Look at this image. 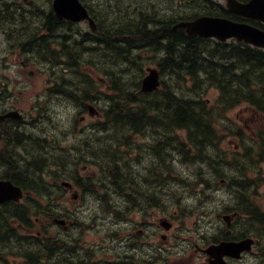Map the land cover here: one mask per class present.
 I'll use <instances>...</instances> for the list:
<instances>
[{
	"label": "rangeland",
	"instance_id": "obj_1",
	"mask_svg": "<svg viewBox=\"0 0 264 264\" xmlns=\"http://www.w3.org/2000/svg\"><path fill=\"white\" fill-rule=\"evenodd\" d=\"M140 1L141 0H85L84 3L93 9L94 14H96L99 19L101 18L100 20L108 16V21H114V23L119 22V25H125L128 23L129 15L132 18L131 13L135 8L143 10L142 5L133 8L134 5L140 4ZM144 1L146 12H154L157 10L162 18L174 16L169 17V21L177 19L179 16H188L193 10L200 11L204 6H207L206 0L195 1L194 8L190 7L192 5L190 0ZM52 2L53 0H0V12L24 11L23 13L27 20L25 23L18 26L17 23L14 24L13 22H9L6 20V17L0 15V85H4L5 87L2 88L7 91H16L15 97L18 98L17 105L21 107V103H23L24 110L30 109L32 104L38 102L37 98L41 97L37 104V109H31L32 116L25 114V118L30 128V124L32 123L31 119L37 118L43 122L41 124L40 121H36V124H41L40 127H38L37 130L28 129L27 133H34L35 136L46 139L48 142L57 140L58 147H66L71 150L69 152L70 161L77 158L84 149L81 146L86 143L88 151L99 156L102 160V164L106 166V160L103 159V152H105V144L108 145V142H106L104 138L111 136V134H97L91 129L93 124L103 120L101 113L109 105L106 99L108 100V98L113 96L112 92H108L109 83L105 82V80L108 79L109 82L110 80L111 82L115 81L118 83L119 87L125 85L126 89L132 88V90H134L133 86L139 82L140 75L142 73L145 75V71L148 67H157L160 55H156L150 52V50H144L137 52L135 56L130 57L128 61L122 60V57L115 61L116 57L113 58L106 50H103L102 54L95 50H91L89 54L82 56L81 59L86 63L87 67L82 70L92 75V80L90 84L87 85L88 97L75 101L68 97L52 95L50 99L49 93L46 92L54 86V83L48 80L51 74L50 71L48 72V69L50 66H53L54 73L63 75L62 68L66 67L67 60L65 61L62 57L57 61H52L50 59L51 61L47 63L39 64L36 62L39 58L34 61L33 59L26 60L24 56L21 58L14 55L11 56L12 47L7 41L9 40L8 36L11 35H13L16 40L20 35L26 38V23L31 21V16L46 15L51 10ZM5 4L9 6V11L4 9ZM16 14L19 15L18 12ZM152 15V13L149 14V16ZM9 20L12 21V19ZM72 30L77 33L90 31L87 26H83L82 24L73 25ZM148 30L153 31L154 26H150ZM29 32L31 31L29 30ZM61 34L65 33L62 32ZM57 64L59 65L55 66ZM111 64L115 66L107 70L110 71V69L113 68L116 75L115 77H106L100 86L99 80L101 76H103V78L105 77L99 70L104 71L105 68ZM166 76L167 77L164 78L166 84L170 86L173 92L176 93L177 90L179 96H184L185 89L192 86L191 84L185 85V83L179 81L178 77L170 75V73H167ZM73 82H79L75 76H73ZM81 82H83V80H81ZM81 82L80 88H83ZM96 82L98 85H96ZM75 89L77 88L73 87L69 90L73 92ZM138 92L139 90L135 93ZM197 92L199 93H196L195 96L197 98L200 97V101L205 103L207 110L218 108L216 106L219 100L218 89L206 85ZM77 94L78 96H84V94L81 93ZM86 103L90 105L93 104L100 115L91 117L87 109H84ZM247 105V103L245 105H240L227 113H222L219 117L216 115L214 116V121L219 125L218 135L220 140L210 142V144L213 145L209 147L205 154L201 155L202 158L212 160L211 165L202 164L201 162L197 163L195 156L198 155V149L189 144L187 135L182 131L172 132L170 134V140L173 139L172 146L170 149H167L169 155L165 156L164 164L158 157L153 155V148L152 151L149 148V142H151V140H148V142L147 138H152L150 136L147 137V134L150 131L129 134L131 135L129 139L131 141V148L128 150V146H125L121 152H127L128 155L126 160H130L131 162V165L127 168L128 171L132 173L130 176L131 179H134V167H136L138 171L136 175L140 178L137 179L140 182L141 180H146L145 176L148 172L144 170L146 166H149L152 171L159 170L160 168L163 169V176L167 178L166 186H161V184L157 182L154 183L155 187H152V184L151 187L146 190L150 196L152 195V199L155 202L154 204H150L152 222H159L158 219L162 217L168 218L170 222H181L183 228L181 240L184 241L183 245L185 248L189 242L190 246L198 244L197 237L207 239L216 237V232L223 224L222 222H224L220 216L223 214H233L235 211L234 208L237 207V199L241 202L243 197L246 201H252L255 205L259 206L261 211H264V146L259 145L261 141L260 136L264 134V113L255 111ZM39 112L42 113L41 117ZM82 118H84L83 121H80ZM42 130L43 133L41 132ZM113 136L116 140H120L123 134L117 132V134ZM176 138H178V141ZM218 141H221V143ZM183 142L187 145L186 150L179 153L180 145ZM152 143L154 144V140H152ZM176 144L179 151L176 149ZM27 149H29V147H27ZM245 149L248 150V156L244 154L246 153ZM101 150L103 152H101ZM174 151L175 153L171 157V153ZM214 151H216L217 155H215ZM54 154L56 155L58 153L54 152ZM28 159L26 153H24L23 162ZM89 162L86 161L83 164L73 167L75 171H78V178H84L88 174H98L99 167H97L95 163L89 165L88 173H82L80 171L82 165H87L86 163ZM213 168H216L220 173L218 178L213 175ZM53 171H55V169L51 170V172ZM72 174L73 172L70 169V176ZM104 174L106 176H103L102 180L104 182L109 181L108 174L105 172ZM50 176L49 174H44L42 179L39 180L30 173L28 175L29 180L33 181L35 189L39 191L48 188L49 181L51 180ZM223 180H225L226 183L223 184ZM240 180H244L242 182V194H238L234 184H231L232 182ZM115 192V189L111 187V185H108V187L104 186L95 193L87 192L84 200L80 203L76 204L72 201V204L68 206L69 210L66 211V213L71 215V219L74 222L83 223L82 226H79V232L76 237L82 236L84 238L83 240L86 242V247L90 245V247L95 248L103 243L104 249H110L112 235L108 233L112 231V222H126L124 219L133 218L135 212L132 211L128 213V211H126L127 208H124L125 201L120 199L121 197ZM55 196H57V201H55L56 204L62 202L61 194ZM145 203L148 205V201ZM37 204L41 208H46L48 206L45 200H41V202ZM41 208L36 207L34 213L37 215L33 214L31 219L35 221L38 219L37 217H41L46 223L51 222L52 218L50 219L49 216L55 213L57 206L55 209L50 208V210H43ZM113 208L117 209V213H113ZM122 208H124V210H122ZM61 212L64 213L65 211L61 210ZM242 219H247V217L243 216ZM198 222L202 230L205 231L204 235H195V225ZM47 225L48 224H46V226ZM36 229L37 228H35V230ZM49 233L57 234L58 232H54L51 227ZM61 237L65 238L63 232L61 233ZM156 241L157 239H153L152 244ZM201 241L203 242L204 239ZM22 245V243H10V248L0 241V250L8 252L14 250V252H16ZM261 248L264 250V240ZM9 256V262H12L16 258V256L10 253ZM175 256L176 254L170 255L169 261L174 263L176 261ZM190 256L191 254H187L186 259L190 258Z\"/></svg>",
	"mask_w": 264,
	"mask_h": 264
},
{
	"label": "flooded vegetation",
	"instance_id": "obj_2",
	"mask_svg": "<svg viewBox=\"0 0 264 264\" xmlns=\"http://www.w3.org/2000/svg\"><path fill=\"white\" fill-rule=\"evenodd\" d=\"M18 13L19 15L24 14L23 12ZM16 23L20 24L22 21L17 20ZM51 23L56 25L58 23L59 28L57 33H55L56 26H49L47 31H43L44 36H40L39 33H27L26 38H23V36L20 35V37H17V40L14 39L13 35L8 36L9 40L7 42L10 43L12 47L11 56L14 55L21 58L22 53L18 51H22L24 48L32 50L35 53L38 50L39 42L41 40H45V37L48 41L53 43L57 42L62 45L58 50V52L61 53L62 47L65 45L62 41L67 40L66 35H62L61 32L70 30L71 23L68 21L57 22L56 20H52ZM99 34V36L98 34L96 35L99 37V39L96 38L97 42L102 41V38L100 37L102 34L100 31ZM35 35H37V37ZM57 37H60L61 39L55 40ZM163 37V35H160L159 41ZM87 39L88 37L86 35L84 37V41ZM27 49L24 50L27 51ZM56 78L57 77L55 75H52L49 76L48 80L54 83ZM66 79L68 80L67 83H70V79H68V77H66ZM2 87L5 86L2 84L0 85V180H12L15 185L19 186L18 182L15 180H18L22 176L23 181V155L24 153L28 155L29 152V150L24 149V141L27 140H24L26 136L24 134V127L30 129V126H28L29 123L24 120V115L28 114L32 116L31 109H37V104L39 103L41 97L37 98L38 102L32 104L30 109L24 110L23 103H21V107L17 105L18 98L15 97L16 91H7ZM46 93L49 92L47 91ZM51 96L52 93L49 94L50 99ZM18 112L22 114V119L10 118L11 116L17 115ZM31 121H33V119H31ZM44 141L47 142L46 139ZM30 145L35 162L40 159L45 160L47 158V151L44 149L39 150L36 141L31 142ZM70 151L71 150L69 148L58 146H54L52 150V166L56 167H54L55 171L48 172V174L51 175V180L49 181V200L50 208L55 209L57 206V210L54 213V215L57 216L52 218L51 222L48 223L38 219L37 222H32V227L29 226L30 222H0V237L1 235H6V232L9 230L11 233L10 236L15 234L18 238L24 236L23 238L28 240L30 239V236L36 237L35 235H37L47 238L51 243L58 237L62 238L61 233L63 232L65 237L62 238L65 239L64 250H50L47 253L24 251L21 249L16 252H14V250H11L10 252L0 250V264H44L46 258H42V256H47V264H210V258L205 252L209 246L218 244L221 241H240L245 239V232H237L238 229L235 227L234 230H231V233L228 234L226 225L224 233L219 240L211 242L203 241L202 243L188 246L186 249H181L182 256L180 257V253L176 252V261L174 263L170 262L169 255L172 254V251L168 250L167 245L172 239H176L179 233H172V236L167 238L165 235L161 234L163 231V222H152V216L150 213L151 196L146 191L151 187V184L149 180H141V182L138 181L137 179L140 178L137 177L136 174L138 171L136 170V167H134L133 178L135 180L128 187V192L124 194H117L121 197L120 199L125 201L124 208H127L128 213L132 211L135 212L133 214V218L124 219L126 222H112V231L111 233H108L112 235L110 249H104L103 246L101 248L99 247L100 245L95 248L90 247V245H87L86 247V242L83 240L84 238L82 236L76 237L79 232V226H82L83 223L74 222L71 219V215L66 213V211L69 210L68 206L72 204V201L77 204L84 199L82 193L86 194V190L78 187L76 181L70 180ZM54 152H57L58 154L55 155ZM49 156L51 157V155ZM55 160L65 161L66 165L64 166L63 171H61L62 165H58ZM86 167L88 168L86 169L85 167H82V173L89 172V166ZM117 168L119 171L122 170L126 174H132L131 171L129 172L128 170H125L126 167L120 163L117 164ZM144 170L145 172L148 171L146 176H150L152 174V170L149 166H146ZM59 174H63L65 179L63 180L61 177H59V179ZM86 176L91 179L95 178L97 175L93 173ZM66 182L71 183L72 187L65 186L64 183ZM118 183L121 184L120 180ZM19 187L23 189V198L26 199H22L19 202H5L0 207V210H4V206L14 208L16 206L26 205V201L32 195H30L21 185ZM60 194L62 195V202H58V204H56L55 201H57V196L55 195ZM147 201L148 205L145 203ZM124 208H122V210H124ZM61 210H64L65 212L62 213ZM56 220L62 222H57ZM45 223L48 224L46 228H44V226H46ZM7 226L9 228H7ZM35 226L37 228L36 230L33 229ZM51 227L54 232L58 233H49ZM34 232H36V234H34ZM233 233H238L239 235ZM157 238L161 239L159 246L157 244H152V240ZM0 241L5 244L4 240L0 239ZM259 242L260 240L257 239L253 249L248 253H244L240 260L229 258L226 255L224 258L226 264L227 262L229 264H263L262 252L257 250ZM54 245L55 243L52 244V246ZM176 246H178L177 241ZM9 253L16 256L12 262H9ZM187 254H191L188 259H186Z\"/></svg>",
	"mask_w": 264,
	"mask_h": 264
},
{
	"label": "trees",
	"instance_id": "obj_3",
	"mask_svg": "<svg viewBox=\"0 0 264 264\" xmlns=\"http://www.w3.org/2000/svg\"><path fill=\"white\" fill-rule=\"evenodd\" d=\"M4 9L9 11V6L5 4ZM224 14L225 11L221 7L214 5L204 6L202 10L197 12V15L224 16ZM136 18L125 25L117 24L116 28L104 29L106 51L114 57L123 58L133 40L137 41V46L140 47L139 42L145 43L149 39L150 32L143 34V30L147 25L161 22L164 30L155 32V35L157 37L162 33L165 37L162 47L167 56L160 69L163 74L170 73V75L181 79L185 85L191 84L192 86L185 89L183 97H177L167 91L165 93L166 106L162 107L160 105L161 98H158L156 103L149 102L148 98L150 97L148 96L143 97V100H139L133 94L126 93V88L123 86L116 87L118 86L116 82V86L112 90L115 92V98L112 99V103H109L108 109L104 110V122H102V125L99 123L95 126L98 131L111 134V136L104 138L108 145L105 144V152L103 153V159L106 160V166L103 165V168L104 172L108 174L110 184H113L114 164L119 158L118 154H120L118 150L120 143L115 140L113 135L117 132L123 133L124 140L127 141V132L141 131L150 115H152L151 120L155 118L154 121L161 123V130L166 128L168 138L164 149L167 151L172 146L173 139L170 140V134L173 131L180 129L186 131L189 144L200 149V147H206L203 141L206 142L212 140V138L220 140L216 130L218 124L214 121L215 115L219 117L222 113H227L246 103L257 111L264 113L263 50L252 48L243 43L222 44L196 37H188L183 31H171L168 19H166V22L153 16L148 17L147 14H141L139 23L135 20ZM46 25L48 27L52 26L49 23ZM159 47L161 48V45ZM112 66L115 65L105 66V70H99V72L107 76L109 75L107 69ZM80 68L79 65H74L72 71L77 73L76 77L79 76L84 79L85 82L81 84L89 85L91 82L90 74ZM109 72L111 75H116L113 68ZM78 83L73 82L72 88L76 87L77 89L71 93V96L74 100H79L82 98L77 93H81L84 94L83 97L86 99L88 89L87 87L80 88V83ZM206 85L220 91L218 105L216 104L217 111L207 110L205 103L195 96L198 93L196 87L202 88ZM133 103H137L138 107L132 108ZM148 107L151 108L150 112ZM154 114L157 116H153ZM260 138L259 145L264 146V134ZM176 139L178 141V138ZM121 143H125L123 145L128 144V142ZM186 146L183 142L180 148L185 151ZM158 147L160 146L158 145ZM167 154L169 155L168 152ZM25 169L27 170L28 167H25ZM241 187V184H239V191H241ZM245 204L247 205L245 210L251 216L249 221L264 224V213L250 203ZM29 213L28 210H24L25 215H29ZM9 216L23 220L22 216H17L14 212L12 214L7 213L5 218H0V222H8ZM0 239L6 241L7 237L1 235Z\"/></svg>",
	"mask_w": 264,
	"mask_h": 264
},
{
	"label": "water",
	"instance_id": "obj_4",
	"mask_svg": "<svg viewBox=\"0 0 264 264\" xmlns=\"http://www.w3.org/2000/svg\"><path fill=\"white\" fill-rule=\"evenodd\" d=\"M54 10L60 19L80 22L89 18L88 11L80 0H54ZM228 10L245 19L259 20L264 23V0H250L247 3L238 0H227ZM185 29L190 36L197 35L200 38H215L219 41H227L236 38L257 48L264 49V31L245 22H235L226 18L204 16L190 22H180L174 29ZM160 73L155 68L148 69V75L144 78L141 91L151 93L159 85ZM93 114V111L91 110ZM22 196L20 188H16L10 181H0V204L8 200H19ZM229 222V217H224ZM251 240L241 243H221L212 246L209 250L217 261L212 264H223L224 255H235L250 249Z\"/></svg>",
	"mask_w": 264,
	"mask_h": 264
},
{
	"label": "bare ground",
	"instance_id": "obj_5",
	"mask_svg": "<svg viewBox=\"0 0 264 264\" xmlns=\"http://www.w3.org/2000/svg\"><path fill=\"white\" fill-rule=\"evenodd\" d=\"M158 30H153V31H150V30H145L144 31V33L146 34V32H150L151 34H149V35H151V36H149V39H147L146 41H145V43H150V44H158L159 43V38H160V36H157L156 37V33L155 32H157ZM161 35V34H160Z\"/></svg>",
	"mask_w": 264,
	"mask_h": 264
}]
</instances>
